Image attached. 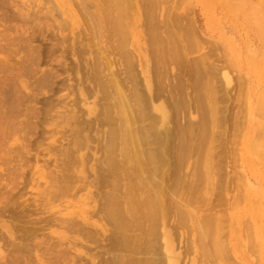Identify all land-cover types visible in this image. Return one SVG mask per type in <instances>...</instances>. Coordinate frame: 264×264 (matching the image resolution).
<instances>
[{
    "label": "rangeland",
    "instance_id": "rangeland-1",
    "mask_svg": "<svg viewBox=\"0 0 264 264\" xmlns=\"http://www.w3.org/2000/svg\"><path fill=\"white\" fill-rule=\"evenodd\" d=\"M13 1H14V3H11ZM31 1H32V3H30ZM97 1L100 2V0H97ZM134 1H135V4L137 3L140 5L142 3L141 7H142V5H144L146 3L145 0H143L145 3L142 2V0H134ZM161 1L162 0H160V1L157 0L156 4L153 5L155 8L152 7V12L154 9H155L154 12H158L157 16H156L157 13H154V15L156 16V18L158 20V21H155V22H158L157 26L161 27L159 30L164 31L163 30L164 26L162 25V23L165 22L167 25L168 22H170V20H171L170 23L172 25L170 23L168 25L170 28H172V29H170V31L171 32L176 31L177 33L174 32L176 34H178V32H179V34H178L179 36L176 35V38H175L177 41L174 40L175 44L173 46H175L174 47L175 50L176 49L178 50V51L177 50L175 51V53H176L175 57H176L177 61H179V59H180V65H179V62L175 63V64L168 65L167 73H169L168 75L169 76L171 75V77H169L168 75L167 76L171 79L176 75L175 73L178 72L176 75L178 77V76H180L179 75V71H180L183 73H180L181 76L179 78H181V79L191 78L192 79L193 76L195 75L194 69H196V67L198 68V66H196V67H194V66L198 65L199 60L202 64V65H199L200 67H204L203 66L204 63H205L204 64L205 67L209 63L212 64V60H213V64H215V65H218L220 63L221 65L223 64L222 66H224V65L226 66V68L224 66V69L222 68V66H218V67H221L222 70L220 69L219 73L216 74L217 76L215 75L212 78V81H210V83H211L210 86L212 87V85H213V87H214V88L212 87V90L213 89L215 90V91L214 90L212 91L214 93V94L212 93L214 95L213 99L215 100V101L213 100V103H214L215 107H217L216 109H218V111L221 112V113L220 112L216 113V115H217V117L220 116L218 118L220 119V123L222 124V126H221V124L219 125V126H221V128L215 127L217 129V131L215 130V132H216V134L218 133L217 135L215 134V136H219L220 138L217 137V139H216L214 137L215 141L214 140H213L214 142L212 141L213 142L212 145L214 147L212 146L213 148L211 147L210 150L214 149L215 146H217V148H215L214 151L212 150L211 154L213 153V155H210V158L206 159L207 162L209 161L208 162L209 163V170H210L209 173H211L210 174L211 176L209 178L211 179V182H209L210 181L209 178L207 179L205 176H202L204 174L201 175L202 168H200V166L203 167V163H204L203 160L205 161V159H203L205 157L204 155H202L203 157L200 156L199 158L196 156H194V157L192 156L193 158L190 159L191 162H189V165H190V163H192V161L194 164L192 163L189 167H187L188 169L185 167L186 165L182 162L183 168L185 167L184 168L185 171L183 170V168L180 169V166L182 167L181 164L178 166L179 167L178 168L179 169L178 175L180 174L179 176H181V177L183 175V179L181 178V180H183V183L179 178V180L181 181L180 183H182V184L179 183L180 188L178 187L177 196H176V199L178 200L177 201L178 202L177 203V221H179L177 223H179L178 224L179 226H176V228H175L176 231L174 233V236L175 237L177 236V237L174 238V240H175L174 243H175V253H176L177 258H178V264H190L191 259L195 260L196 264H201V260L202 259L205 260V258L203 257L205 255L199 256L200 255L198 253L199 251L194 252L193 247H191L192 244H190V243H192L191 240H192L193 232L190 230V227H189L191 216H193V218H192L193 220H196L195 216L198 218L201 214H203V212H204V214L209 213V212L210 213H213V212L218 213L219 212V214L223 213V215H225L226 217H227V215H229V213L237 214V216H238V221H237L236 225L233 227L235 229V231L233 232L234 233V245L232 247L233 250L231 251V249H230V257L227 258V259L230 258L231 260L229 259L228 260L229 262H228L227 260H225L223 258L224 261H223V259L220 260V261H222V263H221L219 261H213V259L210 258L213 261V262L211 261L212 264H214V262H216V264H227V263L228 264H230V263L231 264H233V263L234 264H264L263 252L261 251V247L259 245L261 243L264 244V241H262V239L258 236V234L256 232V229H257V231L259 229H261V225L264 227V224H262L264 222L263 221L264 215H262V213H264V0H183V1L181 0V2H180V0H178L180 3L177 0L176 1L175 0H167L169 2H167L166 0H163L162 2ZM48 2L49 1H47V0H45V1H43V0H41V1L40 0H11V1L7 0V2L6 1L2 2V3L0 2V11H1L0 13H2V14H0V17L2 16L1 17L2 19L0 18V100H1L0 101V116L1 117L4 116V118H5V113L7 112L6 114H8L9 116L7 115L6 118H10V120H11L10 122L8 120L7 124L12 122L11 124H9V126L14 125L12 127H9L6 124L10 128L11 131L7 130L8 127L5 126L7 129L4 127V125H5L4 122H6L7 119L5 118L6 120H4V118H2L4 120V121L2 120L3 121V124H2L3 127L0 126V128H2V129L5 128V131L3 130L4 131L3 132L2 129H0L1 132L3 133V134L1 133L2 134L1 138L2 137L3 138L0 141V146H1L0 147V176H2V177H0V208H2V209H0V264H7V263L11 264V262H15V264H17V263L18 264H25V263L26 264H49V263L53 264V262H50L49 260L46 263L44 262V261H47V258H45L46 256L43 255L44 254L43 252L40 253L41 249H39L40 247L44 246L46 244V242H52V241L53 242H61L64 244V245L62 244L63 246H68V245L70 246L69 255L70 254L73 255L72 257L69 256L70 259H73V261L69 260L70 264H124L123 262H121L122 256L120 254H122V252L121 251H113V249L111 248V244H110L111 240L108 239L109 238L108 235H110L109 232L110 233L112 232L110 222L108 220H106V218L104 216L101 217V215L90 213V212H93V210H95V209L98 210V209H100V207L105 206L104 205L105 197H102V199H104V201H103L104 203L102 202V200H100L98 198L99 192L97 193V191H98L97 190L98 189V186H97L98 181L97 180H99V176H98V179H96L95 175L93 174V171L90 169V165H92V163H95V161L92 158H88V156L89 157L91 156L89 154L92 153V150H93L92 147L95 148V146H96L95 140L88 143L89 146L91 145L90 146L91 149L88 146L87 148H84L81 151V152H84L85 154L89 153L86 156L88 159L87 158L85 159L88 162L84 164L83 172L73 173V172L69 171V173H68V172H66V170H64V172H66L65 173L66 176L68 175V177H72V179L68 178L69 182H70L69 185L71 184L70 185L71 188H70V186L68 188V189H70V191L68 190L70 193L69 192L67 193V190H65L66 192H64V191L63 192L67 193V194H64L62 192L63 195H61L60 197L57 196V195H60L62 193H60V194L58 193L57 195L55 194L57 191L59 192V190L56 188L57 183H56V185L54 183V182H56L57 179H59L56 173H60V172H58V170L60 168L56 167L55 162L60 163L59 161H61V159L65 157L62 152L64 150L66 151L70 147V144L72 146V142H69L70 144H67V142H68L67 140L70 141V139H71V137H70L71 132L68 130V129H70V127H68V126H70V123L65 122L64 118L66 116L62 115V114H66L67 111L69 113V111L71 109L72 110L75 109L74 111L77 114L78 113L80 114L79 109L83 110V108H85L82 102L79 103V101L81 100L80 99L81 96L79 95V91H78L79 86H78V81L76 80V79H78V76L81 75L80 72L82 73V71L78 70V72L75 73L77 75V78H76V75L74 74V72H76L75 66L79 63L81 64V60L79 62L80 56L75 54V52H73V54H72V52H71L72 50L69 47L71 44V41L74 40L75 46L78 47V45H79L78 42L79 41L82 42L83 38H84L83 42L85 43V41L87 40V37H88L87 41H89V43H91V46L93 45L92 49H94V50H92L93 52H92V54H90L91 56L88 54V52L85 55L83 54L84 57H86V58H91V57L93 58V56H99L98 54L95 53L97 51H99L97 53L101 52L100 53L101 62L102 61L106 62L109 59L111 61L115 57L117 58L118 55L113 56L116 53L114 51H111V49H110L111 44L109 46L105 47V45L109 44L108 40L111 41L110 37H108L109 34L107 35V33H108L107 31L104 30L105 32H107L106 33L107 36H105V37L108 40L103 41L105 39L104 36L103 37L101 36V38H98V36L100 37V35H102V34L96 35L97 36L96 39L92 40V38H94L95 36L93 37L92 31H91L92 33L91 32L88 33L87 30H89L91 28H89V24H88L87 20L83 17L84 15L81 12H79L80 11L79 9L81 8L79 6L82 5V4H80L81 2H79L78 0H73V1L72 0H50V2H49L50 4ZM93 2H94V0L93 1L91 0V2H89V3L87 2L88 5L86 7L90 9V7L94 6V4H91ZM138 2H140V3H138ZM10 4H12L13 6ZM16 4L18 7L14 6ZM31 4H35L36 6L31 5ZM167 5L171 8H169ZM178 5H179V7H178ZM185 5L187 7H185ZM10 6H12V7H10ZM49 6H51L52 9L54 8V10H52L51 7H49ZM31 7H33V8H31ZM39 7H40V9H39ZM143 7H145V6H143ZM143 7L140 9L141 11H142V9H144ZM164 7H165V9H163ZM37 8H38V10H37ZM49 8H50V10H49ZM167 8H168V11H167ZM22 9H23V11H22ZM31 9H33V10H31ZM186 9H187V11H186ZM16 10H19L18 11L19 13H17ZM140 10L138 9L139 12H140ZM165 10H166V12H165ZM25 11H29V12H25ZM47 11H48V13H47ZM49 11H50V13H49ZM54 11H56V12H54ZM183 11H184V13H183ZM24 12H25V14H24ZM30 13L32 14L31 16L33 18H31ZM57 13H59V14H57ZM190 13L192 15L191 18H190V16H188V15H190ZM44 14H46V15H44ZM48 14H49V16H48ZM169 14H171L170 17H169ZM177 14H179V15L177 16ZM72 15L76 18L75 21H78V22L74 21L75 18L72 19L73 18ZM76 15L78 18L76 17ZM81 15H82V18H81ZM164 15H168V16L164 17ZM41 16H43L44 18ZM56 17L58 18V20L56 19ZM171 17L172 18L174 17L175 19L174 18L172 19ZM176 17H177V19H176ZM179 17L180 18L182 17V19H180ZM13 18H14V20H13ZM51 18H53V22H52ZM60 18H62V19H60ZM34 19H36V20H34ZM143 19L144 18L142 17L141 18L142 22L140 23V25L142 24V26L139 25L141 30H143V29L145 30V27H144L145 21ZM166 19H168L167 22L165 21ZM186 19H187V21H189L188 23H187ZM189 19H192V20H189ZM59 20H61V21L63 20L64 23H61ZM172 20H173V22H172ZM21 21H23V22H21ZM84 21L87 22L86 23L87 25H85ZM35 22L37 24H33ZM143 22H144V24H143ZM180 22H181V24H180ZM185 22H186V24H185ZM20 24H22V25H20ZM56 24H58V25H56ZM59 24H60V26H59ZM184 24L186 27H187V25L188 26L190 25V27H192V28H190V27L186 28L184 26ZM27 25L29 26V28ZM62 25H64V26H62ZM80 25H81V28H80ZM182 25H183V27H181ZM193 25H195V26H193ZM45 27H47V28L45 29ZM52 27H53V30H52ZM60 27H61V29H60ZM64 27H67L66 28L67 31H65L66 29ZM182 28H185V29H182ZM48 29L50 31H48ZM59 29L61 32L59 31ZM62 29H64V30H62ZM165 29H166V27H165ZM187 29H189V30L191 29L192 32H191V30L189 31ZM181 30H187V32L189 34H187V32H185V31H181ZM143 31H141V34H143L142 33ZM40 32L43 34H41ZM190 32L192 34H190ZM193 32H195V33H193ZM44 33H45V35H44ZM52 33L55 35H53ZM90 33L92 36L90 35ZM39 34H40V36H39ZM181 34H182V36H181ZM184 34H185V36H184L185 38H183ZM33 35H34V37H33ZM48 35H49V37H48ZM143 35H141V36L146 37V35H144V36ZM200 35H201V37H200ZM42 36H44V38ZM50 36H54L56 38H51ZM57 36L58 37L64 36L68 39L65 38V41L61 42ZM193 36H194V40L192 39ZM195 36H196V38L197 37L198 38L195 39ZM73 37H74V39H72ZM189 37H191V38H189ZM47 38L48 39L50 38V39L47 40ZM203 38H206L207 40H205L203 42ZM25 39H26V41H25ZM53 39H59L60 42L58 40H56L57 42L54 41V43L55 42L56 43L53 46L51 44L52 43L51 40H53ZM101 39H103V40L101 41ZM185 39H186V41H185ZM189 39H191V41H192L191 43L189 42L190 41ZM48 41H50V44ZM107 41H108V44L107 43L105 44L104 42H107ZM210 42L214 45L211 46ZM178 43H180V44H178ZM45 44H47V45H45ZM198 45H199V48H198ZM65 46H66V48H65ZM177 46H178V48H180V51L177 48ZM193 46H194V48L191 49ZM195 46L198 48L197 50H196ZM224 46H225V48H224ZM208 47L209 48L212 47V48L209 49ZM33 48H34V51H31V49L33 50ZM36 48L38 49L40 56L38 55ZM59 48L61 49V51ZM186 48H187V50H186ZM213 48H215L214 49L215 51H213ZM57 49H59V50H57ZM68 49L70 52L68 51ZM51 50H52V52H51ZM53 50H54V52H53ZM56 50L58 53H56ZM107 50H109V51H107ZM188 50H189V52H188ZM191 50H194V52H192ZM207 50H209V51L207 52ZM66 51H68V52H66ZM41 52H43V53H41ZM30 53L33 54L32 57H34V56H37V57L31 58ZM45 53L48 54L49 57H48V55H45ZM61 53L64 54V58H63V55ZM108 53L110 54L109 56L107 55ZM181 53H182V56L185 55V56H183V58L185 59L184 62H183L184 59L181 58L182 57ZM208 53L212 54V55L210 56ZM227 53L229 55H227ZM28 56H30V57H28ZM56 56H58V57H56ZM206 56H210V57L208 58ZM214 56H215V58H214ZM227 56H229V57L227 58ZM61 57H62V59H65V60H61ZM68 57L71 59L69 60ZM200 57H203L201 59H204V61L206 58L207 62L206 61L204 62L203 60H201ZM225 57H226V59H225ZM230 57H232V59ZM49 58H51L52 60ZM195 58H197V60ZM218 58L222 59V61ZM32 59L35 60V62ZM48 59L51 61H49ZM230 59L234 62L233 64L231 63L232 61H230ZM116 60H118V59H116ZM63 61H66V62H63ZM112 61L110 62V64H109L110 66L108 67V68L111 67L110 70L107 71L108 68L105 67L106 70H104V71L106 74H109V72L114 71L115 69H117V71H118V65H117L118 61L116 64L114 62L115 59L113 62ZM181 61L184 64H182ZM56 62L57 63L59 62L58 64L60 66L63 63L62 66H64V67L66 66V69L68 68V66L70 67V65L73 62H75V64L73 63L75 66L73 64L71 65V67L72 66L75 67V69H73L74 67L72 68V74H74V75L71 74V70H70L71 68L67 69V70H69L67 72V70H63L64 67H63V69L57 67L58 64ZM150 62H154V61L150 60ZM27 63L29 65H26ZM80 64H79V66H80ZM177 64L179 67H176ZM185 64L186 65L188 64V65L186 66ZM226 64H228V65H226ZM31 65H33V66L31 67ZM51 65H52V67H51ZM115 65L117 66V68ZM174 65L176 68H174ZM191 65L193 67H191ZM36 67H39V68H36ZM151 67H152V64L150 63V71L152 73L153 69L151 70ZM55 68L58 70H56ZM227 68H228V70H227ZM234 68H236V69H234ZM27 69H29L30 73L28 72ZM112 69H114V70H112ZM181 69H182V71H181ZM190 69L194 73L191 72ZM198 69H200V68H198ZM201 69H203V68H201ZM32 70H33V72H32ZM59 70H60L59 73L61 74V77L59 78V75L56 76V74H55V76H54L53 74H51L54 76L52 78L53 80H52V84H51L50 83L51 78H47V76L48 77L51 76L49 74V72L50 73H54V72L57 73L56 71H59ZM170 70L172 72H173V70L176 71L175 73H173V74H175L174 76ZM184 70H186V71H184ZM44 71H46L49 75ZM64 72H66V73H64ZM115 72H116V70H115ZM184 72H186L185 73V75L187 74L186 76H184ZM188 72H190L189 74L191 76L193 74L194 75L191 77L188 74ZM28 73H29V75H28ZM34 73H37L35 75V78L33 76ZM43 73H44V75H43ZM223 73L226 74V76H227L226 80L227 81H225V78L221 75ZM66 75H68V76H66ZM242 75L244 77H242ZM182 76H183V78H182ZM41 77L43 78V80L45 78V82L43 80H41ZM63 77H66V78H63ZM68 77H70V78H68ZM168 77H166L165 80ZM46 78L49 81H46ZM57 78L59 80H61V78H63V82H60L59 80L57 81ZM174 78H176V77H174ZM174 78L171 79V84H174L175 81L178 82L177 80H179L178 78H176L174 80ZM181 79L179 81H181ZM216 79L219 81H217ZM167 80H166V82H167ZM37 81L39 83H36ZM64 81H69V82H64ZM222 81H224V83H222ZM238 81L241 84H239ZM246 81H247V83H246ZM168 82H170V81H168ZM216 82H217V85L215 84ZM30 83H32L33 85H31ZM45 83L48 85H51L50 87L48 86L49 89L45 88V87H47V86H45L46 85ZM70 83H71V85H70ZM212 83H214V84H212ZM74 84H76L77 86L76 85L74 86ZM166 84L169 85L170 83L169 84L166 83ZM28 85H30L31 87H29ZM53 85H55V86H53ZM56 85H58L59 87H60V85H62V86L59 88ZM65 85H67V87H65ZM219 85L223 86V87H220ZM68 86H70V87L72 86V87L69 89ZM231 86H233V87H231ZM11 87H12V89H11ZM34 87L37 89H35ZM229 87H230V89H229ZM235 87L240 88V89H238V91L236 92L237 88L235 89ZM31 88H33V89H31ZM50 88H52L51 91H50ZM66 88H68V89H66ZM245 88L247 91L244 90ZM261 88L263 91L261 90ZM13 89L15 92H13ZM34 89L37 90L36 92L39 91L38 94H40V96L38 94H36L37 97L35 96V90ZM184 89L186 90V88H184ZM184 89H183V91H181V93H179L180 99L177 97L179 100H181V97L182 98L185 97L187 99L189 98V96H187L186 93L187 92L190 93L192 90L190 88H187V90L185 91ZM7 90H9L10 92H8ZM216 91H217V93H216ZM219 91L221 94L219 93ZM222 92H224V93L222 94ZM9 93H12V95L14 96L13 99H12L13 96L11 94L9 95ZM13 93H15V94H13ZM19 93H21V94H19ZM32 93H34V94H32ZM66 93H67V95H66ZM163 93H161V96L154 101H155V103H162L163 105H165V106L167 105L166 107H168L169 101L166 100L167 101L166 102L165 100L162 99V98L166 97L168 93H166L165 91H163ZM191 93L194 95V92H191ZM29 94L30 95L32 94V95L30 96ZM41 94H43V95H41ZM52 94H55V95H52ZM181 94L183 96H180ZM232 94H233V97H232ZM260 94H262V95L260 96ZM33 95L35 98L33 97ZM48 95L50 96V98ZM64 95H66V97ZM222 95H223V97H222ZM47 96H48V98H47ZM59 96H61L62 99ZM63 96H64V98H63ZM224 96H226V98ZM237 96H238V98H237ZM21 97H23L22 100L20 99ZM27 97H29L30 101H28L29 99ZM30 97L31 98L33 97V98L31 99ZM54 97H55V99H54ZM38 98H40V99H38ZM45 98H47V99H45ZM51 98H52V100L54 99L53 102H52ZM71 98H72V100H71ZM75 98L77 99V101L75 100ZM231 98L234 99V101L236 102L235 103L236 105H234V101ZM241 98H242V100H241ZM244 98H246V100ZM187 99H185L186 101H184V99L181 100L182 106L184 105V107L178 108V121L180 124H184L188 121H190V122L192 121L193 123H196V122H198V118H200V116L198 115L199 112L197 110H195L194 107H193L194 111L192 109L190 110V112L188 111ZM2 100H4L3 101L4 104L2 103ZM34 100L35 101L38 100L39 102L38 101L35 102ZM50 100H51V102H50ZM93 100H94V95H91V96L87 95V97H86L87 103L88 102L91 103ZM16 101H18V102H16ZM219 101H220V103H219ZM259 101H260V103H259ZM12 102H14V103H12ZM19 102L22 103V106ZM25 102H26V105H25ZM58 102H60V103L62 102L63 104L61 103V105H60V103L58 104ZM239 102H241L240 103L241 105L239 104ZM244 102H245V104H244ZM17 103H18V105H17ZM54 103H56V105ZM216 103L220 104V105H217ZM10 104H12L13 108H12V106H10ZM80 104H81V106H80ZM237 104L240 105L239 106L240 108L238 107ZM41 105H43V106H41ZM46 105L52 109L47 108ZM57 105H59V106H57ZM222 105H223V107H222ZM243 105H245V107ZM25 106L27 107V109ZM78 106H79V108H78ZM242 106L245 108V110H243V111H241L243 109V108H241ZM75 107L78 108V110H77L78 112L76 111ZM235 107H238V108H235ZM3 108H4V110H6V109L9 110L12 108V109H14V112L11 111L12 109L10 111H8V110L4 111ZM54 108H56V109H54ZM63 108H65V109H63ZM68 108H70V110H68ZM229 108L231 110H229ZM20 109H22L23 112ZM182 109H183V111L185 109V111L181 112ZM236 109H237V111H236ZM238 109H240L239 110L240 112L238 111ZM32 110H34V111H32ZM35 110H36L37 114H36ZM38 110L40 111V113ZM51 110H52V112H51ZM46 111H49V112H46ZM235 111H236V113H235ZM244 111L246 112L245 114H244ZM8 112H10V114ZM12 112H13V114H12ZM20 112L23 114H21ZM33 112L35 113V115ZM59 112H61V113H59ZM50 113L53 115H51ZM28 114H30L29 117H28ZM43 114H45V115H43ZM229 114L231 116H229ZM237 115H240V116L236 117ZM30 116L32 118H30ZM233 116H234V118H233ZM12 117H13V120H12ZM48 117L50 120L52 119L51 123H50L49 119H47ZM240 118H242V121ZM243 118H244V120H243ZM30 119L32 122L30 121ZM61 119H62V121H61ZM16 121H18V123H16ZM233 121L235 122V124L233 123ZM240 121L241 122L244 121L243 122L244 126L242 125V123H240ZM13 122H14V124H13ZM36 122L37 123L39 122V123L37 124ZM42 122H43V125H42ZM44 122H46V123H44ZM1 123L2 122H0V124ZM32 123H33V126H31ZM58 123H60V124H58ZM24 124L26 127L24 126ZM39 124H41V125H39ZM35 125H36V127H35ZM48 125H50V127ZM52 125H55V126L52 127ZM169 125H170V122H169ZM15 126L18 129L15 128ZM45 126L47 128H43ZM241 126L243 129H240ZM32 127H34V128H32ZM41 127H42V130L40 129ZM246 127H248V128H246ZM12 128H14L15 130ZM31 129L35 130L34 134H33V131ZM231 129L232 130L234 129V131H232ZM235 129H237V130H235ZM6 130H7V132H6ZM12 130H13V132H12ZM23 130H24V132H23ZM27 130H30V131L28 132ZM25 132H27L28 135ZM238 132H240L239 135H238ZM30 133H32V134H30ZM93 133L94 132H92V134ZM231 133H232V136H231ZM222 134H223V136H222ZM226 134H228L227 135L228 137L226 136ZM6 135H9V136H6ZM45 135H47V136H45ZM43 136L46 137V139ZM233 136H235L237 138H235ZM26 137H29V138L27 139ZM33 138H34V140H33ZM36 138H37V140H35ZM62 138H66V139H62ZM229 138L230 139L232 138L231 140L233 142L230 141ZM233 138H235V139H233ZM221 139H223V140H221ZM237 139L240 140V142ZM252 139L253 140L256 139V141L258 140L257 142L255 141L256 145L254 144L255 146H257V148H256L257 150L254 149L255 146L254 147L251 146L252 142L249 145V142L253 141ZM3 140L6 144L3 143ZM41 140H42V142H40ZM235 141H238L239 143H237ZM28 144H30V145H28ZM38 144H39V146H38ZM229 144H231V145H229ZM62 146H63V148H65L63 151H62V149H63ZM5 147H7V148H5ZM258 147H260V149H258ZM6 149H7V151H6ZM57 154H58V156H57ZM60 154H63L62 156H64V157L60 156ZM43 155L46 157L45 159L47 162L44 161ZM216 155L218 157H216ZM15 157H16V159H15ZM7 159H9V160H7ZM30 159H32V160L30 161ZM195 159H201V163L199 160V165H198V160H195ZM210 159L212 161H210ZM214 159H215V161H214ZM3 161L6 163H3ZM8 161H11V162H8ZM24 161H26L27 163H25ZM48 161L51 163H49ZM23 162L25 164H22ZM53 163L55 166L53 165ZM5 164H7V165H5ZM14 164L16 167L14 166ZM44 164H46V165H44ZM73 164H74L73 166H76L75 164H77V161H76V163L74 161ZM17 165H18V167H17ZM97 165L99 166L98 163H97ZM193 166H194V168H193ZM11 167H12V169H10ZM19 168H21V169H19ZM74 168L79 170L80 165L78 164L77 168L76 167H74ZM189 169L192 170V171L190 170L191 174L189 173L190 172ZM194 169H197L196 175H195L196 170L194 171ZM9 170H11V172ZM220 170H221V173H220ZM26 171H27V173H26ZM185 172H186V174H185ZM20 173H21V175H20ZM52 173H54V174H52ZM87 173L90 175H88ZM13 174H14V177H13ZM24 174H25V176H24ZM74 174L77 176V178L75 177ZM192 174L194 176L190 177V175H192ZM197 175H198V177H197ZM200 175L202 176V179L199 178ZM56 176H57V179H55ZM188 176L190 177V179ZM217 176H219V177H217ZM50 177H52V178L54 177V178L50 179ZM196 177H197V179H196ZM81 178H82V180H81ZM76 179H78V180H76ZM188 179H189V181H186V182H192L191 184L194 186V188L190 183L184 184L185 180H188ZM199 179L202 181H199ZM92 180H94V182L96 181L97 184H96V182L94 184V182ZM24 181H25V183H24ZM48 181L50 183H48ZM52 181H53V183H52ZM72 181H74V182H72ZM193 182L196 183V186L193 184ZM205 182L210 183V184H207ZM58 183H60V182H58ZM50 184H52V185H50ZM188 184H190V185H188ZM198 184H200V185L198 186ZM53 187H55V188H53ZM82 187H84L85 189ZM181 187H183V188H181ZM187 187H188V190H190V188H192V190H193L196 187H197V189H196V191L193 190V193L192 192L190 193L191 190L188 193L185 190V188H187ZM80 188H82V189H80ZM52 189L54 191H52ZM12 190H13V192H12ZM49 190L52 191L58 197V199L55 197V195L53 193L52 194L56 199L54 197L50 198V196L49 197L46 196L49 193L51 194V192H49ZM93 191L94 192L96 191V192L94 193ZM74 192L75 193L77 192L76 193L77 195ZM91 192H92V194L96 195L95 196L96 198L91 197V195H92ZM52 194H51V196H52ZM189 194L190 195L192 194L193 196L191 195V197H190ZM17 195H18V197H17ZM30 198L32 199V201ZM48 198H50V199H48ZM52 198H54V200ZM186 199L188 201H186ZM186 202L187 203L189 202V204H187ZM98 204L100 206L99 208L96 207V206H98ZM1 205H3V206L1 207ZM186 205H188L191 208L190 212L187 210L189 207L186 208L187 207ZM229 207L231 208V210L229 209ZM38 208H40V209H38ZM190 208H189V210H190ZM209 208H211V209H209ZM37 209H38V211H37ZM212 209H213V211H211ZM222 209H226V211L225 210L220 211ZM33 210H35V211H33ZM214 210L215 211L218 210V211L215 212ZM56 211H57V214H55ZM186 211L188 212V214ZM19 212L22 214H20ZM184 212H186V214L188 216L187 217L188 220H186L187 218H186V216H185L186 214ZM191 212L193 213V215ZM14 213L16 216L14 215ZM25 213H27V214H25ZM194 214H195V216H194ZM47 215H48V217H46ZM254 216H255V218L252 219V217H254ZM42 217L43 218L44 217H46V218L50 217L51 221L50 222L46 221L47 223L45 221L44 222L40 221V220H42ZM57 217L58 218H64L63 219L64 222H61V221L60 222L59 221L54 222L55 218H57ZM52 218H53V220H52ZM85 218H87L88 221L94 222L97 225V226H95V227H97V229H95V227L88 225L89 227L94 229V231H92L93 233L94 232L96 233V230H98V232H100V233H97L96 235H95V233H94V235H92V232H91L90 234L93 237L90 240H88V238H85V235L80 234V233L78 234L77 232H75L74 227L68 229L69 227H72L71 226L72 222L73 223L74 222H82L83 219H85ZM260 218H261V220H260ZM48 220H50V219H48ZM51 223L54 225H52ZM55 223H57L56 226H55ZM177 223H176V225H177ZM258 224H261V225H258ZM23 226H25V227H23ZM42 226H44L43 228H45V227L46 228L43 229ZM258 226H260V228ZM32 227L33 228L37 227L39 229L33 233L30 231V229H32ZM177 227H178V229H177ZM263 227H262V229H264ZM187 232H190V233H187ZM128 233L130 234L131 232H128ZM19 234L20 235L22 234V235L19 236ZM43 235H45L47 237H45ZM104 235H105V237H104ZM187 237H189V238L185 239ZM31 238H32V240H30ZM42 238H44V239H42ZM47 238H48V240H47ZM78 241H80L81 243ZM29 242H31V244H33V245H30ZM182 242L184 243L185 248H187L186 244L188 245V247H189L188 250L185 249L187 251L184 250V247H183L184 245ZM40 244H41V246H40ZM36 245H38L39 248ZM84 245H86L87 247H85ZM16 247H18V250ZM89 247H91V248L95 247V248H93V249L90 248L91 249L90 250ZM119 247H121V246H119ZM37 248L39 249V251L37 250ZM11 249L13 251H11ZM27 250H29V251L32 250V251L28 252ZM129 255H130V253L127 251L126 256H129ZM11 256H13V257H11ZM17 256L18 257L20 256V259L17 258ZM9 259L11 260V262ZM44 259H46V260H44ZM187 259H189V260H187ZM13 260H15V261H13ZM16 260H18V261H16ZM155 260H156V262H161L162 264H165V259L163 258L162 253L155 255V258L153 260L154 263H155ZM208 262H210V261H208Z\"/></svg>",
    "mask_w": 264,
    "mask_h": 264
},
{
    "label": "bare ground",
    "instance_id": "bare-ground-1",
    "mask_svg": "<svg viewBox=\"0 0 264 264\" xmlns=\"http://www.w3.org/2000/svg\"><path fill=\"white\" fill-rule=\"evenodd\" d=\"M7 2V0H0V2ZM11 1V0H9ZM41 1V0H40ZM45 1V0H43ZM50 2V0H47ZM73 1V0H72ZM79 2H81L80 4H82L79 10V12H81L84 16V18L87 20L88 24H89V32H91L93 34L92 40L96 39V35H100V37L98 36V38H101V36L105 37L108 34V37H110L111 41L106 39L103 40L101 39V41H108L104 42L105 44L107 43L108 45H105V47L109 46L110 44V49L111 51H114L113 53L115 55L113 56H117V58L115 57V61L114 59H112L115 64L117 63L118 65V71L117 69L116 72L114 69V71L109 72V74H106L104 70L105 67H109L110 65V59L108 61H102L101 62V58H100V53L95 52L96 54H98L99 56H93V58H86L84 57V55L88 52V54H92V49L93 45L91 46V43H89L88 37H87V42L83 41L82 42H78L79 45L78 47L75 46V42L74 40L71 41L70 44V49L72 50V54L73 52H75V54H77L78 56H80L79 58V62L81 60V64L79 66V64H77L76 66L74 65L75 62H73L72 64L76 67V72H78V70H81L82 73L80 72V76L76 75V80L78 81V91H79V95L81 96V100L79 101L83 103L84 107L83 110H80V114L76 113L74 110H70V108H68L69 113L67 111V115L66 114H62L65 115L66 117L64 118L65 122H69L70 123V129H68L71 132V139L70 141L67 140V144H70L69 142H72V146L70 144V147L65 151L62 146V153L64 154V156H62L63 154H60V156L64 157L61 159V161H59L60 163L55 162L56 167H59L60 169L58 170V172L60 173H56L57 176L55 179L57 186L56 188L59 190V192L57 191L55 194L57 195L58 193H62L63 191L66 192L65 190H67V193L70 191L69 186V179L72 177H68V175L66 176V172L69 173L73 172V173H81L84 170V164L87 163L88 161H86L85 159L87 158V154H85L84 152H81L84 148H87L89 146V142L95 140L96 141V146L95 148L92 147V153L89 154L91 155L90 157L88 156V158H92L95 163H92V165H90V169L93 171V174L95 175L96 179H98L99 176V180L98 181V191L97 193L99 194V199L102 200V202L104 201V199H102V197H105V203L103 207H100L99 204L98 206H96L97 208L100 207V209H95L93 210V212L90 213H94V214H98L104 216L106 218V220H108L110 222V226H111V230L112 232L108 235L109 236V240L110 244H111V248L113 249V251H121L122 254H120L122 256L121 258V262H123L124 264H162L161 262H156L154 263V258L155 255H158L159 253H162L163 258L165 259V264H178V258L177 255L175 253V243H174V238H176L174 236L175 233V228L176 226H179L177 222V190L179 187V183L183 180H181V178L183 179V175L182 177L178 175L179 173V165H182V162L186 165L185 167H189L192 163L191 162V158H193L194 156L196 157H200L202 155H204L205 157L203 159H205V161L203 160V167L200 166V168H202V176H205L207 179L211 176L209 173V161L207 162L206 159L210 158V155H213V153L211 154V151L215 148H217V146H215L214 149L210 150L211 147L213 146V142L214 137L217 139V137L219 136H215L217 131L216 128H221L222 124L220 123V119L217 117L216 113L220 112L218 111V109H216L217 107H215L214 103H213V98H214V93L212 92V87L210 86V81H212V78L219 73V70L221 69V67L218 66H222L220 63V65H215L213 64V60H212V64L209 63L208 65H206L205 67V63L203 64L204 67H200L199 65H202L200 60L198 65H195L194 67L198 66V69L196 67L195 70V75L193 76V78H186V79H181L179 78L181 76L179 71V75L180 76H176L177 73H175L176 71L173 70L172 74L174 77L178 78L179 80L181 79V81L177 80L178 82L175 81L174 84H171V79L173 78H169L171 77V75L169 76L167 73V67L170 64H175L179 62L180 65V59L179 61L176 60L175 57V46H173L175 44L176 40V31L171 32L170 28L168 25L171 22H168V24L166 25V23H162L163 30H159L161 27L157 26L158 21L156 16L158 15V12H154L155 9L152 12V7H154L153 5L156 4L155 0H145V2L142 0V2H144L145 4L142 5L145 6L143 7L144 9H142V11L140 10L141 4H135L134 0H100V2H97L94 0L93 3L94 6L87 8L86 6L88 5L89 2H91V0H78ZM93 1V0H92ZM134 1V2H133ZM160 1V0H159ZM163 1V0H162ZM161 1V2H162ZM167 1V0H166ZM165 1V2H166ZM176 1V0H175ZM178 1V0H177ZM183 1V0H182ZM48 2V3H49ZM88 2V3H87ZM169 2V1H167ZM179 2V1H178ZM181 2V0H180ZM179 2V3H180ZM11 3H14L11 2ZM32 3V1L30 2ZM47 3V2H46ZM60 3V2H59ZM63 3V2H62ZM87 3V4H86ZM140 3V2H138ZM178 3V4H179ZM43 4V3H42ZM50 4V3H49ZM54 4V3H53ZM167 4V3H166ZM12 5V4H10ZM31 5H35V4H31ZM44 5V4H43ZM63 5V4H62ZM61 5V6H62ZM158 5V4H157ZM13 6V5H12ZM10 6V7H12ZM14 6H17L14 5ZM36 6V5H35ZM38 6V5H37ZM45 6V5H44ZM168 6V5H167ZM166 6V7H167ZM18 7V6H17ZM43 7V6H42ZM51 7V6H49ZM63 7V6H62ZM65 7V6H64ZM94 7V8H93ZM141 7V8H140ZM159 7V6H158ZM169 7V6H168ZM179 7V5H178ZM177 7V8H178ZM185 7H187L185 5ZM33 8V7H31ZM56 8V7H55ZM155 8V7H154ZM171 8V7H169ZM173 8V7H172ZM40 9V7H39ZM52 9V7H51ZM82 9V10H81ZM138 9L140 10V12L138 11ZM165 9V7L163 8ZM175 9V8H174ZM184 9V8H183ZM190 9V8H189ZM29 10V9H28ZM33 10V9H31ZM30 10V11H31ZM38 10V8H37ZM50 10V8H49ZM54 10V8L52 9ZM185 10V9H184ZM17 13H19V10H16ZM21 11V10H20ZM23 11V9H22ZM70 11V10H69ZM72 11V10H71ZM168 11V8H167ZM174 11V10H173ZM172 11V12H173ZM187 11V9H186ZM1 12V11H0ZM25 12H29V11H25ZM24 12V14H25ZM34 12V11H33ZM46 12V11H45ZM53 12V11H52ZM56 12V11H54ZM58 12V11H57ZM61 12V11H60ZM73 12V11H72ZM71 12V13H72ZM75 12V11H74ZM163 12V11H162ZM166 12V10H165ZM32 13V12H31ZM30 13V16L32 15ZM38 13V12H37ZM40 13V12H39ZM48 13V11H47ZM50 13V11H49ZM154 13H157L156 16L154 15ZM175 13V12H174ZM181 13V12H180ZM184 13V11H183ZM2 14V13H0ZM42 14V13H41ZM54 14V13H53ZM52 14V15H53ZM59 14V13H57ZM75 14V13H74ZM29 15V14H28ZM46 15V14H44ZM171 14H169L170 17ZM179 14H177L178 16ZM185 15V14H184ZM49 16V14H48ZM60 16V15H59ZM73 16V15H72ZM163 16V15H162ZM167 17L168 15H164V17ZM174 16V15H173ZM176 16V15H175ZM181 16V15H180ZM190 18L192 17L191 13ZM2 17V16H1ZM0 17V18H1ZM35 17V16H34ZM43 17V16H41ZM52 17V16H51ZM77 17V15H76ZM144 18L143 20L145 21V30H141V28L139 27L141 21V18ZM163 17V18H164ZM185 17V16H184ZM31 18H33L31 16ZM39 18V17H38ZM44 18V17H43ZM47 18V17H46ZM55 18V17H54ZM75 17L73 16L72 19H74ZM78 18V17H77ZM82 18V15H81ZM172 18V17H171ZM174 18V17H173ZM172 18V19H173ZM180 18V17H179ZM178 18V19H179ZM2 19V18H1ZM37 19V18H36ZM34 19V20H36ZM52 22H53V18ZM56 19L58 20V18L56 17ZM62 19V18H60ZM156 19V20H155ZM170 19V18H169ZM175 19V18H174ZM177 19V17H176ZM182 19V17L180 18ZM6 20V19H5ZM14 20V18H13ZM33 20V19H32ZM49 20V19H48ZM56 20V21H57ZM76 20V18L74 19V21ZM192 20V19H189ZM7 21V20H6ZM61 23H64L63 20H59ZM67 21V20H66ZM82 21V20H81ZM166 22L168 21V19L165 20ZM175 21V20H174ZM185 21V20H184ZM187 21V19H186ZM23 22V21H21ZM42 22V21H41ZM45 22V21H44ZM51 22V21H50ZM55 22V21H54ZM73 22V21H72ZM71 22V23H72ZM78 22V21H75ZM74 22V23H75ZM85 22V21H84ZM83 22V23H84ZM85 22V25H87ZM173 22V20H172ZM189 21H187L188 23ZM193 22V21H192ZM191 22V23H192ZM26 23V22H25ZM57 23V22H56ZM59 23V22H58ZM68 23V22H67ZM28 24V23H27ZM33 24H37L36 22ZM48 24V23H47ZM52 24V23H51ZM144 24V22H143ZM171 24V23H170ZM181 24V22H180ZM186 24V22H185ZM184 24V26H185ZM22 25V24H20ZM25 25V24H24ZM40 25V24H39ZM53 25V24H52ZM58 25V24H56ZM84 25V26H85ZM172 25V24H171ZM26 26V25H25ZM28 26V25H27ZM43 26V25H42ZM60 26V24H59ZM64 26V25H62ZM68 26V25H67ZM142 26V24L140 25ZM168 26V27H167ZM179 26V25H178ZM195 26V25H193ZM34 27V26H33ZM41 27V26H40ZM166 27V29H165ZM183 27V25L181 26ZM186 27V26H185ZM187 27H190V25ZM186 27V28H187ZM29 28V26H28ZM39 28V27H38ZM37 28V29H38ZM47 27H45L46 29ZM55 28V27H54ZM63 28V27H62ZM65 29L67 27H64ZM81 28V25H80ZM169 28V29H168ZM174 28V27H173ZM176 28V27H175ZM192 28V27H190ZM50 29V28H49ZM48 29V31H50ZM61 29V27H60ZM59 29V31H60ZM178 29V28H177ZM185 29V28H182ZM195 29V28H194ZM193 29V30H194ZM53 30V27H52ZM64 30V29H62ZM107 32H105V31ZM189 30V29H187ZM187 30H181V31H185L187 32ZM191 30V29H190ZM189 30V31H190ZM45 31V30H44ZM47 31V30H46ZM67 31V29L65 30ZM141 31H143L142 33L144 35H146V37H142L141 35ZM43 32V31H42ZM57 32V31H56ZM61 32V31H60ZM82 32V31H81ZM105 32V33H104ZM145 32V33H144ZM176 32V33H174ZM192 32V30H191ZM190 32V34H192ZM32 33V32H31ZM41 33V32H40ZM49 33V32H48ZM54 33V32H53ZM52 33V34H53ZM63 33V32H62ZM69 33V32H68ZM78 33V32H77ZM83 33V32H82ZM90 33V35H91ZM95 33V34H94ZM104 33V34H103ZM107 33V35H106ZM195 33V32H193ZM199 33V32H198ZM30 34V33H29ZM33 34V33H32ZM43 34V33H41ZM51 34V35H52ZM61 34V33H60ZM75 34V33H74ZM187 34H189L187 32ZM23 35V34H22ZM36 35V34H35ZM45 35V33H44ZM55 35V34H53ZM59 35V34H58ZM77 35V34H76ZM75 35V36H76ZM143 35V36H144ZM29 36V35H28ZM38 36V35H37ZM40 36V34H39ZM38 36V37H39ZM61 36V35H60ZM66 36V35H65ZM68 36V35H67ZM74 36V37H75ZM92 36V35H91ZM179 36V35H178ZM182 36V34H181ZM185 34L183 35V38ZM188 36V35H187ZM34 37V35H33ZM44 38V36H42ZM49 37V35H48ZM51 38H56L54 36H50ZM58 37V36H57ZM74 37L72 39H74ZM78 37V36H77ZM201 37V35H200ZM46 38V37H45ZM60 39L61 42L65 41L64 36L62 37H58ZM76 38V37H75ZM97 38V39H98ZM191 38V37H189ZM198 38V37H197ZM195 36V39H197ZM50 39V38H49ZM47 38V40H49ZM59 39H53L52 41V45L54 46L55 43L57 42L56 40L59 41ZM68 39V38H66ZM187 39V38H186ZM185 39V41H186ZM194 40V36L192 38ZM200 39V38H199ZM202 39V38H201ZM82 40V39H81ZM190 43L192 42L191 39H189ZM207 40L206 38H203V42ZM26 41V39H25ZM44 41V40H43ZM54 41H56L54 43ZM59 41V42H60ZM67 41V40H66ZM100 41V42H101ZM177 41V40H176ZM28 42V41H27ZM50 44V41H48ZM58 42V43H59ZM96 42V41H95ZM188 42V41H187ZM208 42V41H207ZM57 43V44H58ZM197 43V42H196ZM206 43V42H205ZM211 43V42H210ZM48 44V45H49ZM93 44V43H92ZM180 44V43H178ZM227 44V43H226ZM47 45V44H45ZM59 45V44H58ZM101 45V44H100ZM196 45V44H195ZM211 46L214 44H210ZM67 46V45H66ZM65 46V48H66ZM187 46V45H186ZM34 47V46H33ZM56 47V46H55ZM60 47V46H59ZM64 47V46H63ZM102 47V46H101ZM196 47V46H195ZM201 47V46H200ZM214 47V46H213ZM220 47V46H219ZM35 48V47H34ZM31 49V51H34ZM52 48V47H51ZM99 48V47H98ZM103 48V47H102ZM178 48V46H177ZM183 48V47H182ZM191 48V47H190ZM189 48V49H190ZM194 46L191 48L193 49ZM199 48V45H198ZM196 47V50L198 49ZM209 48V47H208ZM212 48V47H211ZM209 48V49H211ZM216 48V47H215ZM213 48V51H215ZM222 48V47H221ZM225 48V46H224ZM37 49V48H36ZM60 49V48H59ZM57 49V50H59ZM63 49V48H62ZM180 51V48H178ZM48 50V49H47ZM50 50V49H49ZM56 50V53H58ZM64 50V49H63ZM182 50V49H181ZM187 50V48H186ZM195 50V49H194ZM194 50H191L192 52H194ZM221 50V49H220ZM219 50V51H220ZM61 51V49H60ZM69 51V49H68ZM66 51V52H68ZM109 51V50H107ZM178 51V50H177ZM209 50H207L208 52ZM227 51V50H226ZM38 52V49H37ZM52 52V50H51ZM54 52V50H53ZM64 52V51H63ZM70 52V51H69ZM182 52V51H181ZM189 52V50H188ZM206 52V51H205ZM225 52V51H224ZM35 53V52H34ZM43 53V52H41ZM60 53V52H59ZM65 53V52H64ZM106 53V52H105ZM178 53V52H177ZM191 53V52H190ZM223 53V52H222ZM31 54V53H30ZM36 54V53H35ZM53 54V53H52ZM55 54V53H54ZM62 54V53H61ZM60 54V55H61ZM84 54V55H83ZM95 54V55H96ZM209 54V53H208ZM215 54V53H214ZM33 54H31V58L37 57L34 56L32 57ZM39 55V52H38ZM45 55H48L45 53ZM63 58H64V54ZM61 55V56H62ZM70 55V54H69ZM106 55V54H105ZM108 56L110 55L109 53L107 54ZM106 55V56H107ZM111 55V56H112ZM180 55V54H179ZM196 55V54H195ZM210 56L212 54H209ZM216 55V54H215ZM218 55V54H217ZM227 55H229L227 53ZM28 56V57H30ZM40 56V55H39ZM44 56V55H43ZM52 56V55H51ZM76 56V55H75ZM91 56V55H90ZM103 56V55H102ZM107 56V57H108ZM182 56V53H181ZM180 56V57H181ZM185 56V55H183ZM183 56L181 58H183ZM210 56H206V57H210ZM220 56V55H219ZM224 56V55H223ZM226 56V55H225ZM49 57V55H48ZM58 57V56H56ZM179 57V56H178ZM199 57V56H198ZM205 57V56H204ZM229 56H227L228 58ZM39 58V57H38ZM46 58V57H45ZM55 58V57H54ZM66 58V57H65ZM69 58V57H68ZM104 58V57H103ZM111 58V57H110ZM190 58V57H189ZM203 57H200V59ZM207 58V59H208ZM215 58V56H214ZM224 58V57H223ZM232 59V57H230ZM30 59V58H29ZM36 59V58H35ZM51 59V58H49ZM48 59V60H49ZM57 59V58H56ZM55 59V60H56ZM67 59V58H66ZM71 58H69L70 60ZM118 59V60H116ZM184 59V58H183ZM191 59V58H190ZM194 59V58H193ZM197 60V58H195ZM217 59V58H216ZM220 59V58H218ZM226 59V57H225ZM230 59V61H232ZM33 60V59H32ZM38 60V59H37ZM36 60V61H37ZM45 60V59H44ZM52 60V59H51ZM49 60V61H51ZM61 60H65L62 59ZM106 60V59H105ZM150 60L154 61V62H150ZM182 60V59H181ZM204 61V59H201ZM215 60V59H214ZM222 61V59H220ZM35 62V60H33ZM32 61V62H33ZM57 61V60H56ZM78 61V60H77ZM112 61V62H113ZM185 61V59L183 60V62ZM205 61L207 62L206 58ZM204 61V62H205ZM237 61V60H236ZM53 62V61H52ZM55 62V61H54ZM66 62V61H63ZM70 62V61H69ZM182 61L181 63L184 64ZM190 62V61H189ZM196 62V61H195ZM217 62V61H216ZM229 62V61H228ZM57 63V62H56ZM59 63V62H58ZM57 63V64H58ZM150 63L152 64L151 70L153 69V72L151 73L150 71ZM194 63V62H193ZM232 64L234 63L233 61L231 62ZM33 64V63H32ZM55 64V63H54ZM70 64V63H69ZM71 64V65H72ZM105 64V65H104ZM112 64V63H111ZM114 64V63H113ZM189 64V63H188ZM187 64V65H188ZM225 64V63H224ZM229 64V63H228ZM226 64V65H228ZM26 65H29L28 63ZM63 63L61 64V66L58 64L57 67L62 68L64 66H62ZM68 66L67 69L71 70V74H72V68L74 66L71 67ZM186 65V64H185ZM186 65V66H187ZM231 65V64H230ZM33 65H31L32 67ZM35 66V65H34ZM37 66V65H36ZM116 66V65H115ZM120 66V67H119ZM183 66V65H182ZM181 66V67H182ZM225 66V65H224ZM224 66H222V68L224 69ZM30 67V66H29ZM28 67V68H29ZM52 67V65H51ZM54 67V66H53ZM75 67L73 69H75ZM170 67V66H169ZM176 67H179L178 64L176 65ZM174 65V68H176ZM191 67H193L191 65ZM231 67V66H230ZM26 68V67H25ZM39 68V67H36ZM117 68V66H116ZM172 68V67H171ZM185 68V67H184ZM188 68V67H187ZM190 68V67H189ZM203 68V69H201ZM226 68V66H225ZM30 69V68H29ZM29 69L28 72H29ZM35 69V68H34ZM33 69V70H34ZM56 69V68H55ZM66 66L64 67L63 70H67ZM83 69V70H82ZM110 68L107 69L110 70ZM179 69V68H178ZM231 69V68H230ZM236 69V68H234ZM32 70V72H33ZM58 70V69H56ZM62 70V71H63ZM180 70V69H179ZM222 70V69H221ZM228 70V68H227ZM31 71V70H30ZM35 71V70H34ZM37 71V70H36ZM41 71V70H40ZM69 70H67L68 72ZM75 71V70H74ZM182 71V69H181ZM186 71V70H184ZM188 71V70H187ZM191 71V69H190ZM230 71V70H229ZM25 72V71H24ZM39 72V71H38ZM46 72V71H44ZM57 73H50L49 74H53L55 76L59 75V78L61 77V74L59 73V71H56ZM193 72V71H191ZM237 72V71H236ZM30 73V72H29ZM28 73V75H29ZM47 73V72H46ZM66 73V72H64ZM186 72H184V76ZM190 72H188L189 74ZM194 73V72H193ZM37 73H34L33 76L35 78V75ZM48 74V73H47ZM48 74V75H49ZM70 74V73H69ZM72 74V75H74ZM44 75V73H43ZM53 75L51 76H47V78H51L50 83L52 84V78L54 77ZM169 77H168V76ZM183 75V74H182ZM190 75V74H189ZM224 78L225 81L226 80V74L223 73L221 74ZM241 75V74H240ZM31 76V75H30ZM39 76V75H38ZM42 76V75H41ZM68 76V75H66ZM191 76V75H190ZM191 76V77H192ZM217 76V75H216ZM231 76V75H230ZM40 77V76H39ZM43 77V76H42ZM41 77V80H43V78ZM46 77V76H45ZM75 77V76H74ZM168 77L166 80L165 78ZM242 77H244L242 75ZM32 78V77H31ZM30 78V79H31ZM33 78V79H34ZM46 78V81H49ZM66 78V77H63ZM63 78H61V80H59L57 78V81L59 80L60 82H63ZM70 78V77H68ZM72 78V77H71ZM174 78V80L176 79ZM183 78V76H182ZM217 78V77H216ZM221 78V77H220ZM240 78V77H239ZM246 78V77H245ZM170 79V80H169ZM219 79V78H218ZM242 79V78H241ZM56 80V79H55ZM66 80V79H65ZM70 80V79H69ZM72 80V79H71ZM217 80V79H216ZM237 80V79H236ZM246 80V79H245ZM35 81V80H34ZM40 81V80H39ZM45 82V78L43 80ZM42 81V82H43ZM170 81V82H168ZM183 81V82H182ZM219 81V80H217ZM41 82V81H40ZM54 82V81H53ZM64 82H69V81H64ZM173 82V81H172ZM239 82V81H238ZM243 82V81H242ZM33 83V82H32ZM32 83H30L31 85H33ZM35 83V82H34ZM36 83H39L38 81ZM35 83V84H36ZM47 83V82H46ZM45 83V84H46ZM49 83V82H48ZM55 83V82H54ZM166 83H170L169 85H167ZM222 83H224V81H222ZM245 83V82H244ZM247 83V81H246ZM34 84V85H35ZM44 84V85H45ZM77 84V83H76ZM74 84V86L76 85ZM214 84V83H212ZM217 85V82L215 83ZM239 84H241L239 82ZM243 84V83H242ZM40 85V84H39ZM63 85V84H62ZM60 85V87L62 86ZM69 85V84H68ZM71 85V83H70ZM237 85V84H236ZM29 87H31L30 85H28ZM45 88H48V86L50 87L51 85L46 84ZM55 86V85H53ZM58 86V85H56ZM77 86V85H76ZM220 86V85H219ZM238 86V85H237ZM241 86V85H240ZM9 87V86H8ZM38 87V86H37ZM59 87V86H58ZM59 87V88H60ZM65 87H67V85H65ZM69 89L72 87L68 86ZM223 87V86H220ZM233 87V86H231ZM247 87V86H246ZM35 88V87H34ZM39 88V87H38ZM44 88V87H43ZM42 88V89H43ZM54 88V87H53ZM64 88V87H63ZM75 88V87H74ZM186 88H190L192 91L194 92V95L189 92L186 93L187 96H189V98H185V97H181V100L184 99V101H186L185 99H187L188 101V111L190 112V110H193V107L195 108V110H197L199 113L198 115L200 116V118H198V122L193 123L192 121H188L184 124H180L178 121V108L179 107H184V105L182 106V101L179 100V93H181V91H183V89ZM214 88V87H213ZM237 87H235L236 89ZM243 88V87H242ZM263 88V87H262ZM261 88V90H262ZM10 89V88H9ZM12 89V87H11ZM10 89V90H11ZM33 89V88H31ZM37 89V88H35ZM34 89V90H35ZM40 89V88H39ZM49 89V88H48ZM52 88H50L51 91ZM62 89V88H61ZM68 89V88H66ZM65 89V90H66ZM220 89V88H219ZM230 89V87H229ZM237 88L236 92L238 91ZM6 90V89H5ZM73 90V89H72ZM185 90V89H184ZM185 90V91H186ZM246 90V88L244 89ZM8 92H10L9 90H7ZM37 90H35V96L36 94H38V92H36ZM41 91V90H40ZM47 91V90H46ZM53 91V90H52ZM77 91V90H76ZM163 91H165L167 94L166 97L162 98L163 100H168L169 104L168 107H166L165 105H163L162 103H155L154 100L158 99L161 96V93H163ZM215 91V90H214ZM230 91V90H229ZM234 91V90H233ZM247 91V90H246ZM263 91V90H262ZM13 92L14 89H13ZM32 92V91H31ZM56 92V91H55ZM71 92V91H70ZM235 92V93H236ZM242 92V91H241ZM240 92V93H241ZM22 93V92H21ZM19 93V94H21ZM54 93V92H53ZM184 93V92H183ZM182 93V94H183ZM213 93V94H212ZM217 93V91H216ZM215 93V94H216ZM220 93V91H219ZM224 92H222L223 94ZM232 93V92H231ZM260 93V92H259ZM12 95V93H9V95ZM15 94V93H13ZM24 94V93H23ZM34 94V93H32ZM31 94V95H32ZM78 94V93H77ZM164 94V93H163ZM180 96H183V95ZM221 94V93H220ZM17 95V94H16ZM30 95V94H29ZM28 95V96H29ZM30 95V96H31ZM40 96V94H38ZM43 95V94H41ZM55 95V94H52ZM67 95V93H66ZM66 95H64L66 97ZM87 95H94V100L90 103V102H86V97ZM178 95V96H177ZM217 95V94H216ZM241 95V94H240ZM262 94H260L261 96ZM13 96V95H12ZM19 96V95H18ZM49 96V95H48ZM47 96V98H48ZM63 96V98H64ZM230 96V95H229ZM242 96V95H241ZM240 96V97H241ZM9 97V96H8ZM11 97V96H10ZM20 97V96H19ZM26 97V96H25ZM24 97V98H25ZM34 97V95H33ZM32 97V98H33ZM37 97V96H36ZM61 97V96H59ZM68 97V96H67ZM77 97V96H76ZM179 99H178V98ZM216 97V96H215ZM223 97V95H222ZM226 98V96H224ZM233 97V94H232ZM263 97V96H262ZM14 98V96L12 97V99ZM17 98V97H16ZM23 97H21L20 99L22 100ZM29 99V97H27ZM31 98V97H30ZM31 98V99H32ZM35 98V97H34ZM45 98V99H47ZM50 98V96H49ZM58 98V97H57ZM238 98V96H237ZM9 99V98H8ZM11 99V100H12ZM37 99V98H36ZM40 99V98H38ZM43 99V98H42ZM55 99V97H54ZM53 99V100H54ZM59 99V98H58ZM62 99V97H61ZM233 99V98H231ZM246 100V98H244ZM10 100V99H9ZM27 100V99H26ZM52 100V98H51ZM50 100V102H51ZM52 100V102H53ZM57 100V99H56ZM60 100V99H59ZM72 100V98H71ZM70 100V101H71ZM75 100L77 101V99L75 98ZM79 100V99H78ZM226 100V99H225ZM238 100V99H237ZM242 100V98H241ZM1 101V100H0ZM4 100H2L3 103ZM7 101V100H6ZM5 101V102H6ZM24 101V100H23ZM22 101V102H23ZM30 101V99L28 100ZM35 101V100H34ZM38 101V100H36ZM35 101V102H36ZM48 101V100H47ZM58 101V100H57ZM63 101V100H62ZM74 101V100H73ZM164 101V102H165ZM215 101V100H214ZM234 101V99H233ZM261 101V100H260ZM259 101V103H260ZM8 102V101H7ZM18 102V101H16ZM39 102V101H38ZM49 102V101H48ZM167 102V101H166ZM242 102V101H241ZM239 102V104L241 103ZM9 103V102H8ZM14 103V102H12ZM20 103V102H19ZM60 102H58L59 104ZM62 103V102H61ZM60 103V105H61ZM67 103V102H66ZM75 103V102H74ZM220 103V101H219ZM230 103V102H229ZM236 102L234 101V105ZM258 103V102H257ZM4 104V103H3ZM2 104V105H3ZM22 106V103H20ZM30 104V103H29ZM47 104V103H46ZM56 105V103H54ZM63 104V103H62ZM71 104V103H70ZM217 104V103H216ZM243 104V103H242ZM245 104V102H244ZM1 105V106H2ZM18 105V103H17ZM26 105V102H25ZM79 105V104H78ZM187 105V104H186ZM185 105V106H186ZM220 105V104H217ZM232 105V104H231ZM233 105V106H234ZM238 105V104H237ZM241 105V104H240ZM238 105V107L240 106ZM260 105V104H259ZM7 106V105H6ZM5 106V107H6ZM10 106H12V104H10ZM16 106V105H15ZM24 106V105H23ZM43 106V105H41ZM47 106V105H46ZM59 106V105H57ZM75 106V105H74ZM81 106V104H80ZM245 107V105H243ZM241 111L245 110L244 107ZM9 107V106H8ZM26 107V106H25ZM53 107V106H52ZM219 107V106H218ZM223 107V105H222ZM221 107V108H222ZM235 107V108H238ZM13 108V106H12ZM11 108V109H12ZM38 108V107H37ZM47 108H50L49 106H47ZM57 108V107H56ZM54 108V109H56ZM73 108V107H72ZM76 111L78 110L77 107ZM82 108V107H81ZM168 108V109H167ZM232 108V107H231ZM240 108V107H239ZM6 109V108H5ZM11 109H6L8 111H10ZM25 109V108H24ZM27 109V107H26ZM59 109V108H58ZM65 109V108H63ZM233 109V108H232ZM4 110V108H3ZM4 110V111H6ZM22 111V109H20ZM37 110V109H36ZM35 110V112H36ZM42 110V109H41ZM48 110V109H47ZM228 110V109H227ZM229 110H231L229 108ZM240 109H238L239 111ZM3 111V112H4ZM11 111L14 112V109H12ZM16 111V110H15ZM34 111V110H32ZM39 111V110H38ZM50 111V110H49ZM46 111V112H49ZM82 111V112H81ZM180 111V110H179ZM183 111V109L181 110V112ZM185 111V109H184ZM183 111V112H184ZM194 111V110H193ZM196 111V112H197ZM223 111V110H222ZM237 111V109H236ZM235 111V113H236ZM12 112V114H13ZM18 112V111H17ZM23 112V111H22ZM27 112V111H26ZM25 112V113H26ZM30 112V111H29ZM52 112V110H51ZM78 112V111H77ZM240 112V111H239ZM7 113V112H6ZM5 113V118L8 114ZM10 114V112H8ZM21 113V112H20ZM24 113V114H25ZM31 113V112H30ZM34 113V112H33ZM40 113V111H39ZM43 113V112H42ZM61 113V112H59ZM221 113V112H220ZM246 112L244 111V114ZM23 114V113H21ZM37 114V112H36ZM51 114V113H50ZM55 114V113H54ZM182 114V113H181ZM187 114V113H186ZM223 114V113H222ZM2 115V114H1ZM17 115V114H16ZM15 115V116H16ZM27 115V114H26ZM30 114H28L29 117ZM35 115V113H34ZM45 115V114H43ZM53 115V114H51ZM60 115V114H59ZM220 115V114H219ZM9 116V115H8ZM33 116V115H32ZM39 116V115H38ZM47 116V115H46ZM57 116V115H56ZM229 116H231L229 114ZM240 115H237L236 117H239ZM243 116V115H242ZM14 117V116H13ZM12 117V120H13ZM19 117V116H18ZM17 117V118H18ZM22 117V116H21ZM34 117V116H33ZM50 117V116H49ZM49 117L47 119H49ZM52 117V116H51ZM62 117V116H61ZM223 117V116H222ZM244 117V116H243ZM0 122H2L0 124L1 127L3 124V121L7 119L4 125V127H8L9 122L11 121L10 118H4L0 116ZM4 118V120L2 119ZM30 118H32L30 116ZM56 118V117H55ZM54 118V119H55ZM190 118V117H189ZM234 118V116H233ZM245 118V117H244ZM243 118V120H244ZM16 119V118H15ZM242 121V118H240ZM3 120V121H2ZM31 121V119H30ZM29 121V122H30ZM50 123L52 121V119L50 120ZM62 121V119H61ZM60 121V122H61ZM231 121V120H230ZM242 125L244 126V121L241 122ZM32 122V121H31ZM170 122V125H169ZM222 122V121H221ZM238 122V121H237ZM16 123H18V121H16ZM23 123V122H22ZM37 123V122H36ZM39 123V122H38ZM37 123V124H38ZM46 123V122H44ZM57 123V122H56ZM219 123V124H218ZM228 123V122H227ZM233 123L235 124V122L233 121ZM8 126H7V125ZM14 124V122H13ZM60 124V123H58ZM221 124V126H219ZM41 125V124H39ZM43 125V122H42ZM241 125V124H240ZM14 125H10L9 127H12ZM25 126V124H24ZM33 126V123L32 125ZM50 127V125H48ZM55 125H52V127ZM235 126V125H234ZM5 127V128H6ZM8 127L7 130L11 131L10 128ZM26 127V126H25ZM29 127V126H28ZM36 127V125H35ZM48 127V128H49ZM216 127V128H215ZM225 127V126H224ZM229 127V126H228ZM239 127V126H238ZM5 128H0L2 129V131H5ZM15 128H17L15 126ZM30 128V127H29ZM34 128V127H32ZM39 128V127H38ZM43 128H47L46 126ZM236 128V127H235ZM248 128V127H246ZM14 129V128H12ZM18 129V128H17ZM16 129V130H17ZM42 130V127L40 128ZM50 129V128H49ZM229 129V128H228ZM238 129V128H237ZM235 129V130H237ZM240 129H243L242 126L240 127ZM239 129V130H240ZM6 130V132H7ZM15 130V129H14ZM34 131L33 129H31ZM38 130V129H37ZM224 130V129H223ZM232 130V129H231ZM3 131V132H4ZM28 132L30 130H27ZM31 131V132H32ZM65 131V130H64ZM234 131V129L232 130ZM231 131V132H232ZM13 132V130H12ZM19 132V131H18ZM24 132V130H23ZM50 132V131H49ZM92 132H94L92 134ZM242 132V131H241ZM1 130H0V134H1ZM10 133V132H9ZM27 134V132H25ZM24 133V134H25ZM234 133V132H233ZM240 132H238L239 135ZM3 134V133H2ZM0 135V141L1 136ZM6 134V133H5ZM25 134V135H26ZM32 134V133H30ZM218 134V133H217ZM216 134V135H217ZM225 134V133H224ZM229 134V133H228ZM226 134V136L228 135ZM28 135V134H27ZM234 135V134H233ZM9 136V135H6ZM34 136V135H33ZM47 136V135H45ZM223 136V134H222ZM232 136V133H231ZM255 136V135H254ZM38 137V136H37ZM40 137V136H39ZM44 137V136H43ZM66 137V136H65ZM228 137V136H227ZM235 137V136H233ZM239 137V136H238ZM8 138V137H7ZM27 139L29 137H26ZM46 139V137H44ZM220 138V137H219ZM223 138V137H222ZM237 138V137H235ZM233 138V139H235ZM255 138V137H254ZM26 139V140H27ZM62 139H66V138H62ZM68 139V138H67ZM230 139V138H229ZM232 139V138H231ZM230 139V141H232ZM257 139V138H256ZM250 141L249 145L251 144V146H255L256 141ZM34 140V138H33ZM37 140V138L35 139ZM214 140V141H213ZM223 140V139H221ZM238 140V139H237ZM31 141V140H30ZM213 141V142H212ZM218 141V140H217ZM220 141V140H219ZM226 141V140H225ZM240 142V140H238ZM238 141H235L237 143H239ZM256 141V142H255ZM7 142V141H6ZM38 142V141H37ZM42 142V140L40 141ZM224 142V141H223ZM229 142V141H228ZM227 142V143H228ZM233 142V141H232ZM3 143L4 140H3ZM39 143V142H38ZM44 143V142H43ZM66 143V142H65ZM216 143V142H215ZM214 143V144H215ZM2 144V143H1ZM6 144V143H5ZM16 144V143H15ZM36 144V143H35ZM217 144V143H216ZM221 144V143H220ZM219 144V145H220ZM224 144V143H223ZM226 144V143H225ZM233 144V143H232ZM235 144V143H234ZM255 144V145H254ZM259 144V143H258ZM3 145V144H2ZM30 145V144H28ZM231 145V144H229ZM32 146V145H31ZM39 146V144H38ZM68 146V145H67ZM91 146V145H90ZM89 146V148L91 149V147ZM226 146V145H225ZM260 146V145H259ZM1 147V146H0ZM4 147V146H3ZM17 147V146H16ZM37 147V146H36ZM214 147V146H213ZM212 147V148H213ZM7 148V147H5ZM34 148V147H33ZM55 148V147H54ZM257 146H255V150ZM2 149V148H1ZM18 149V148H17ZM58 149V148H57ZM258 149H260V147H258ZM10 150V149H9ZM8 150V151H9ZM52 150V149H51ZM56 150V149H55ZM7 151V149H6ZM54 151V150H53ZM60 151V150H59ZM216 151V150H215ZM2 152V151H1ZM50 152V151H49ZM58 152V151H57ZM18 153V152H17ZM48 153V152H47ZM59 153V152H58ZM215 153V152H214ZM22 154V153H21ZM24 154V153H23ZM13 156V155H12ZM42 156V155H41ZM58 156V154H57ZM193 156V157H192ZM25 157V156H24ZM23 157V158H24ZM43 159L44 161H46V157L43 155ZM203 157V156H202ZM214 157V156H213ZM216 157H218L216 155ZM3 158V157H2ZM5 158V157H4ZM13 158V157H12ZM22 158V157H21ZM87 158V159H88ZM6 159V158H5ZM4 159V160H5ZM16 159V157H15ZM27 159V158H26ZM60 159V158H59ZM2 160V159H1ZM9 160V159H7ZM32 159H30L31 161ZM57 160V159H56ZM198 160V165H199V160L201 163V159H195ZM42 161V160H41ZM58 161V160H57ZM74 161L77 164H75L76 166H73ZM86 161V162H85ZM210 161H212L210 159ZM215 161V159H214ZM220 161V160H219ZM11 162V161H8ZM19 162V161H18ZM25 163H27L26 161H24ZM22 164H25V163ZM47 162V161H46ZM45 162V163H46ZM49 162V161H48ZM181 162V163H180ZM3 163H6L3 161ZM15 163V162H14ZM51 163V162H49ZM97 163L99 164V166L97 165ZM211 163V162H210ZM214 163V162H213ZM212 163V164H213ZM21 164V165H22ZM78 164L80 165V169L77 170L74 167L77 168ZM194 164V163H193ZM7 165V164H5ZM9 165V164H8ZM46 165V164H44ZM54 165V163H53ZM54 165V166H55ZM218 165V164H217ZM15 166V164H14ZM32 166V165H31ZM214 166V165H213ZM16 167V166H15ZM18 167V165H17ZM184 167V168H185ZM192 167V166H191ZM190 167V168H191ZM212 167V166H211ZM45 168V167H44ZM50 168V167H49ZM183 168L180 166V169ZM183 168V170H184ZM194 168V166H193ZM199 168V167H198ZM199 168V169H200ZM12 169V167L10 168ZM18 169V168H17ZM21 169V168H19ZM47 169V168H46ZM188 169V168H187ZM64 170H66V172H64ZM182 170V171H183ZM191 169H189L190 171ZM196 170L195 175L197 174V169H194V171ZM201 170V169H200ZM11 172V170H9ZM88 171V170H87ZM185 171V170H184ZM192 171V170H191ZM191 171L189 172L191 174ZM215 171V170H214ZM54 172V171H53ZM27 173V171H26ZM90 173V172H89ZM194 173V172H193ZM209 173V174H208ZM221 173V170H220ZM19 174V173H18ZM54 174V173H52ZM88 174V173H87ZM186 174V172H185ZM11 175V174H10ZM21 175V173H20ZM75 175V174H74ZM90 175V174H88ZM87 175V176H88ZM199 176V178L202 179V176ZM18 176V175H17ZM25 176V174H24ZM28 176V175H27ZM93 176V175H92ZM194 176L193 174L190 175ZM216 176V175H215ZM2 177V176H0ZM14 177V174H13ZM49 177V176H48ZM75 177L77 178V176L75 175ZM189 177V176H188ZM189 177V179H190ZM198 177V175H197ZM196 177V179H197ZM219 177V176H217ZM17 178V177H16ZM15 178V179H16ZM54 178V177H53ZM52 177H50V179H53ZM69 178V179H68ZM74 178V177H73ZM94 178V177H93ZM180 178V180H179ZM29 179V178H28ZM43 179V178H42ZM54 179V180H55ZM75 179V178H74ZM185 180L184 184L186 183H192V182H186L189 181ZM206 179V180H207ZM210 179V178H209ZM78 180V179H76ZM82 180V178H81ZM80 180V181H81ZM12 181V180H11ZM17 181V180H16ZM75 181V180H74ZM72 181V182H74ZM94 182V180H92ZM199 181H202L199 179ZM209 181V180H208ZM18 182V181H17ZM60 182V183H58ZM96 182V181H95ZM94 182V184H95ZM211 182V179L210 181ZM25 183V181H24ZM40 183V182H39ZM48 183H50L48 181ZM53 183V181H52ZM180 183V184H182ZM207 183V182H205ZM84 184V183H83ZM97 184V182H96ZM188 184V185H190ZM193 184L196 186V183L193 182ZM210 184V183H207ZM24 185V184H23ZM52 185V184H50ZM49 185V186H50ZM54 185V186H55ZM192 185V184H191ZM200 184H198L199 186ZM83 186V185H82ZM93 186V185H92ZM96 186V185H95ZM193 186V185H192ZM197 186V187H198ZM100 187V188H99ZM189 187V186H188ZM188 187L185 188V190L189 193L192 192L193 190L196 191L197 187L195 189L192 190V188H190V190H188ZM20 188V187H19ZM48 188V187H47ZM51 188V187H50ZM55 188V187H53ZM71 188V186H70ZM84 188V187H82ZM80 188V189H82ZM180 188V187H179ZM183 188V187H181ZM194 188V186H193ZM85 189V188H84ZM199 189V188H198ZM43 190V189H42ZM69 190V191H68ZM79 190V189H78ZM77 190V191H78ZM100 190V191H99ZM102 190V191H101ZM52 191H54L52 189ZM52 191L49 190V192H51V194L53 193ZM13 192V190H12ZM41 192V191H40ZM63 192V193H64ZM94 192V191H93ZM96 192V191H95ZM94 192V193H95ZM47 193V192H46ZM57 195V196H61L63 195ZM64 193V194H67ZM70 193V192H69ZM75 193V192H74ZM77 193V192H76ZM75 193V194H76ZM96 193V194H97ZM101 193V194H100ZM50 194V193H49ZM46 195V196H50L54 197L53 194L51 196L50 195ZM54 194V195H55ZM92 194V192H91ZM104 196H103V195ZM55 195V197L58 199V197ZM77 195V194H76ZM94 195V196H93ZM192 195V194H191ZM191 195L189 194V196L191 197ZM42 196V195H41ZM44 196V195H43ZM95 194H92L91 197H95ZM193 196V195H192ZM14 197V196H13ZM16 197V196H15ZM18 197V195H17ZM54 197V198H55ZM101 197V198H100ZM43 198V197H42ZM48 198V199H50ZM54 198H52L54 200ZM55 198V199H56ZM96 198V197H95ZM13 199V198H12ZM29 199V198H28ZM31 199V198H30ZM46 199V198H45ZM189 199V198H188ZM17 200V199H16ZM44 200V199H43ZM97 200V199H96ZM99 200V201H100ZM32 201V199H31ZM41 201V200H40ZM50 201V200H49ZM186 201H188L186 199ZM46 202V201H45ZM101 202V203H102ZM6 203V202H5ZM99 203V202H98ZM102 203V204H103ZM187 203V202H186ZM185 203V204H186ZM20 204V203H19ZM41 204V203H40ZM47 204V203H46ZM189 204V202L187 203ZM8 205V204H7ZM31 205V204H30ZM3 205H1L2 207ZM188 208L189 206L186 205ZM34 207V206H33ZM10 208V207H9ZM190 208V207H189ZM189 208L187 209L189 212L191 211V208L189 210ZM2 209V208H0ZM40 209V208H38ZM37 209V211H38ZM211 209V208H209ZM229 209L231 210V208L229 207ZM9 210V209H8ZM14 210V209H13ZM25 210V209H24ZM31 210V209H30ZM226 209H222L220 211H223ZM20 211V210H19ZM35 211V210H33ZM40 211V210H39ZM42 211V210H41ZM213 211V209L211 210ZM215 211V210H214ZM218 211V210H217ZM215 211V212H217ZM21 212V211H20ZM19 212V213H20ZM187 212V211H186ZM186 212H184L186 214ZM18 213V214H19ZM30 213V212H29ZM40 213V212H39ZM192 213V212H191ZM190 213V214H191ZM255 213V212H254ZM22 214V213H20ZM24 214V213H23ZM27 214V213H25ZM42 214V213H41ZM55 214H57V211L55 212ZM184 214V215H185ZM188 214V212H187ZM187 214L185 215L186 218L188 217ZM225 214V213H224ZM15 215V213H14ZM31 215V214H30ZM193 215V213H192ZM262 215H264V213H262ZM16 216V215H15ZM195 216V214H194ZM28 217V216H27ZM48 217V215L46 216ZM46 217H42V220L40 221H51V216L49 218ZM62 217V216H61ZM95 217V216H94ZM179 217V216H178ZM263 217V216H262ZM261 217V218H262ZM104 218V219H105ZM193 216H191L190 218V230L193 232L192 234V246L194 252H198L200 255L199 256H203L205 258L201 260V264H209L213 259V261H219L222 263L223 258L225 260H229L227 259L228 257H230V249L231 251L233 250V245H234V231L235 229L233 228L237 221H238V216L237 214H231L229 213V215H227V217L225 215H223V213H205L203 212V214H201L198 218L195 216L196 220L192 219ZM255 218L252 217V219ZM260 218V220H261ZM34 219V218H33ZM50 219V220H48ZM64 218H55V221H61L64 222L63 220ZM68 219V218H67ZM35 220V219H34ZM38 220V221H39ZM53 220V218H52ZM70 220V219H69ZM188 220V218L186 219ZM255 221V220H254ZM263 221H264V217H263ZM262 221V222H263ZM25 222V221H24ZM46 222V223H47ZM37 223V222H36ZM177 223V225H176ZM259 223V222H258ZM52 224V223H51ZM57 223H55L56 226ZM59 224V223H58ZM66 224V223H65ZM73 224V225H72ZM264 224V222L262 223ZM31 225V224H30ZM54 225V224H52ZM51 225V226H52ZM68 225V224H67ZM88 225L95 227L97 226L94 222H90L88 221L87 218L83 219L82 222H72L70 228L74 227V231L77 232L78 234H83L85 235V238H88V240L92 239V235H94V233L92 231H94L93 228L89 227ZM261 225V224H258ZM45 226V225H44ZM42 226V228L44 227ZM47 226V225H46ZM59 226V225H58ZM70 226V225H69ZM25 227V226H23ZM30 227V226H29ZM64 227V226H63ZM260 228V226H258ZM262 225H261V229H259L256 232L258 234V236L262 239V241H264V229H262ZM28 228V227H27ZM33 228L30 229L31 232H35L37 231L39 228ZM41 228V229H42ZM46 228V227H45ZM43 228V229H45ZM264 228V227H263ZM40 229V230H41ZM66 229V228H65ZM67 229V230H68ZM95 229H97V227H95ZM178 229V227H177ZM73 230V229H72ZM27 231V230H26ZM29 231V230H28ZM69 231V230H68ZM92 232V235L90 234ZM128 232H131L130 234ZM27 233V232H26ZM25 233V234H26ZM29 233V232H28ZM100 233L98 232V230H96V233ZM105 233V232H104ZM177 233V232H176ZM190 233V232H187ZM22 235V234H21ZM19 234V236H21ZM107 235V234H106ZM177 235V234H176ZM188 235V234H187ZM190 235V234H189ZM15 236V235H14ZM37 236V235H36ZM45 236V235H43ZM102 236V235H101ZM16 237V236H15ZM30 237V236H29ZM47 237V236H45ZM105 237V235H104ZM103 237V238H104ZM185 237V236H184ZM183 237V238H184ZM17 238V237H16ZM28 238V237H27ZM51 238V237H50ZM56 238V237H55ZM189 237L185 238L188 239ZM14 239V238H13ZM44 239V238H42ZM105 239V238H104ZM107 239V240H108ZM21 240V239H20ZM19 240V241H20ZM27 240V239H26ZM32 240V238L30 239ZM48 240V238H47ZM54 240V239H53ZM58 240V239H57ZM83 240V239H82ZM100 240V239H99ZM98 240V241H99ZM77 241V240H76ZM106 241V240H105ZM104 241V242H105ZM189 241V240H188ZM18 242V241H17ZM44 242V241H43ZM71 242V241H70ZM80 242V241H78ZM185 242V241H184ZM187 242V241H186ZM35 243V242H34ZM81 243V242H80ZM183 243V242H182ZM30 245L31 242H29ZM63 243L61 242H46V244L42 247H38V245H36L39 249H41L40 253L43 252L44 256H46L45 258H47V261H44L45 263L48 262V260L50 262H53V264H70V261L73 259H70L69 256H73L72 254L69 255L70 251V246H63ZM15 245V244H14ZM43 245V244H42ZM72 245V244H71ZM184 245V243H183ZM261 247V251L263 252V257H264V244H259ZM12 246V245H11ZM16 246V245H15ZM35 246V247H36ZM41 246V244H40ZM73 246V245H72ZM85 247H87L86 245H84ZM121 246V247H119ZM187 248L184 247V250L187 249L188 250V245L186 244ZM190 246V245H189ZM31 247V246H30ZM83 247V246H82ZM98 247V246H97ZM18 250V247H16ZM37 248V250L39 251V249ZM91 247H89L90 249ZM95 248V247H93ZM91 248V249H93ZM30 249V248H29ZM32 249V248H31ZM88 249V248H87ZM90 249V250H91ZM16 250V251H17ZM185 250V251H187ZM11 251H13L11 249ZM15 251V252H16ZM28 252L32 251V250H27ZM129 252L130 255L126 256V252ZM27 252V253H28ZM191 252V251H190ZM204 252V253H203ZM33 253V252H32ZM89 253V252H88ZM74 254V253H73ZM18 255V254H17ZM38 255V254H37ZM75 255V254H74ZM229 255V256H228ZM29 256V255H28ZM32 256V255H31ZM92 256V255H91ZM13 257V256H11ZM17 258L20 259V256ZM43 258V257H42ZM81 258V257H80ZM211 258V259H210ZM223 259V261H224ZM10 260V259H9ZM46 260V259H44ZM70 260V261H69ZM189 260V259H187ZM231 260V259H230ZM15 261V260H13ZM18 261V260H16ZM25 261V260H24ZM28 261V260H27ZM210 261V262H208ZM212 261V262H213ZM9 262V261H8ZM11 262V260H10ZM164 262V261H163ZM212 262L210 264H212ZM229 262V261H228ZM8 264V263H7ZM11 264H15V262H11ZM18 264V263H17ZM26 264V263H25ZM50 264V263H49ZM190 264H196L195 260L191 259ZM214 264H216V262H214ZM228 264V263H227ZM231 264V263H230ZM234 264V263H233Z\"/></svg>",
    "mask_w": 264,
    "mask_h": 264
}]
</instances>
